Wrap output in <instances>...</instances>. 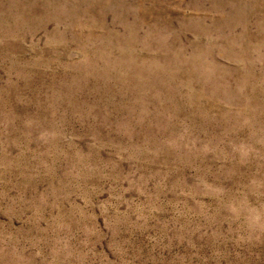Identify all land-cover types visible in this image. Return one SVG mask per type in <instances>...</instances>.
Listing matches in <instances>:
<instances>
[{
    "label": "rangeland",
    "instance_id": "374dc122",
    "mask_svg": "<svg viewBox=\"0 0 264 264\" xmlns=\"http://www.w3.org/2000/svg\"><path fill=\"white\" fill-rule=\"evenodd\" d=\"M0 264H264V0H0Z\"/></svg>",
    "mask_w": 264,
    "mask_h": 264
}]
</instances>
